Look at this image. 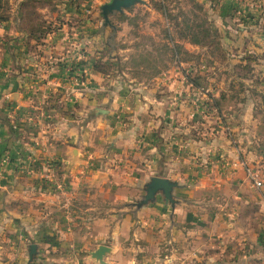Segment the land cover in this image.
<instances>
[{"label": "crops", "instance_id": "1", "mask_svg": "<svg viewBox=\"0 0 264 264\" xmlns=\"http://www.w3.org/2000/svg\"><path fill=\"white\" fill-rule=\"evenodd\" d=\"M41 1L11 0L0 22V156L11 158L0 168V264H28L31 245L30 264H264V227L239 225L236 204L257 195L224 117H236L229 101L177 100L171 91L183 86L133 84L105 62L117 15L98 20L104 0H51L54 14L30 6ZM32 15L41 28L58 24L56 35H30ZM210 103L217 126L207 129ZM27 160L31 171L15 165ZM51 160L57 198L44 183ZM151 177L178 184L173 206L160 195L134 206ZM99 246L109 249L102 263L92 258Z\"/></svg>", "mask_w": 264, "mask_h": 264}, {"label": "rangeland", "instance_id": "2", "mask_svg": "<svg viewBox=\"0 0 264 264\" xmlns=\"http://www.w3.org/2000/svg\"><path fill=\"white\" fill-rule=\"evenodd\" d=\"M5 1L7 9L0 11V15L3 13L4 17L9 19L12 3L11 0ZM142 1L143 4L148 2L150 9L155 12L152 13L141 4L133 6L134 9L127 12L128 20L126 22L131 24L127 25L129 28L126 29L127 31L118 26L123 22L118 16H114L112 19L113 23L117 25L115 37L118 39H116L117 47L112 51L115 60L112 63L115 62L117 65L112 66L118 72L125 73L127 79L131 80L133 84H147L154 77H158L160 78L158 82L160 80L161 83L170 84L173 88L175 85L183 86L184 88L181 87L178 92L171 91L173 96L177 94V100L212 102L214 97H222L229 101L226 112H231L236 117L232 118V115L228 116L225 113L224 117L228 118L226 123H229V126L237 129L235 134L241 144L239 152L245 171L244 178L252 186L248 177V172L251 171L261 182V187L253 191L257 198H245L240 206L236 204V209L241 215L239 225L242 228L254 225L264 227V107L260 99V95L264 94V0H207L205 3L201 0H166L165 4L169 12L167 18L155 8L154 1L160 0ZM104 2L107 3L109 0H104ZM30 6L45 8L49 14H54L57 11L51 0L30 3ZM86 11L85 8V13H87ZM94 11L99 17L98 20H101L100 8ZM31 21V28H38L39 17L33 16ZM55 21L60 23L64 21L66 27L71 25L69 19L61 16ZM186 22L190 24L191 22L194 24L204 23L202 29L210 28L212 33L208 37L203 36V38L207 37L204 45H194L188 41L187 29H185L188 23ZM164 23H168L170 28V39L177 40L176 44L167 43L173 53L161 49V46L166 42ZM57 26L58 24L49 28L42 35H56ZM123 38L130 39V42H124ZM74 43L71 42L70 45L76 46ZM153 44L157 46L156 50H154L156 46L154 47ZM46 46V52H48L50 45ZM98 46L100 48L101 44ZM175 46L178 47V52ZM100 49L101 53L105 52L107 57L105 62H111L112 59L106 55V47ZM97 67L105 72L110 68L106 63H99ZM168 68H170V73L158 75L159 72ZM78 75L80 76L77 73L75 78ZM251 106L252 110H249ZM214 109L212 103L201 108L203 110L201 114L208 119L207 129L213 125L217 126V120L213 118L215 117L213 115L217 114ZM247 110L252 113H248L252 118L251 124L248 123L249 119L245 120L247 114L244 113ZM96 114L103 115L105 110L99 108L96 110ZM239 116L240 118H238ZM220 122L229 128L226 123ZM239 127H241V132ZM10 128L15 129L14 125ZM28 160L26 162L15 161L17 163L15 165L17 168L19 167V170L30 169L29 171H31L30 166L27 165ZM10 163L9 154L3 153L0 156V168ZM49 165L53 168L49 169ZM46 168L47 175L44 183H49L46 185L49 188L48 194L57 198L61 186L59 189V186L56 185L59 182L54 177V172L57 169L56 162L48 161ZM143 196L144 191L140 193L134 204L142 200ZM161 198L163 197L161 196ZM229 205L232 206V204Z\"/></svg>", "mask_w": 264, "mask_h": 264}, {"label": "water", "instance_id": "3", "mask_svg": "<svg viewBox=\"0 0 264 264\" xmlns=\"http://www.w3.org/2000/svg\"><path fill=\"white\" fill-rule=\"evenodd\" d=\"M142 0H109V2L100 6V17L102 18L104 24H109V16L113 13H123L125 10L137 5L143 4ZM178 184L176 182L170 181L168 179L151 177L149 181L145 184L143 191L144 196L142 200L135 203L136 208L151 203L155 201L157 195H161L166 204L173 206L175 201L173 199V189L177 188ZM108 248L105 246H99L97 250L92 254V258L98 262L102 263V257L108 252ZM36 254V246H29V263L33 261Z\"/></svg>", "mask_w": 264, "mask_h": 264}, {"label": "trees", "instance_id": "4", "mask_svg": "<svg viewBox=\"0 0 264 264\" xmlns=\"http://www.w3.org/2000/svg\"><path fill=\"white\" fill-rule=\"evenodd\" d=\"M166 0H163V1H154V5H155V8L160 11L163 16H165L166 18L168 17V8L165 4ZM132 8H129L128 10H126L127 12H130L132 11ZM5 9H7V2L5 0H0V11L2 12L3 10L5 11ZM117 15L121 21H123L122 23H127L126 20H128L126 17L127 15L124 14V13H113L111 16L113 15ZM5 14H1L0 15V22L2 21H6V19H8V17H4ZM33 16V15H32ZM110 16V17H111ZM188 23V25L185 26V29H187V37H188V41L191 43V44H194V45H204L205 44V39L212 33V31L210 30V28L208 29L205 28V29H202V24H194L193 22H191V24L189 22H186ZM128 25H131L129 22L127 23ZM30 28V35H39L40 33H45L47 32V30H49V28H51V26L48 24H46V26H44L43 28H41V25L38 24V28ZM110 35L107 39V43H106V49H107V54L109 56V59H114L113 55H112V51H114L117 47V41H115L114 37H115V31H116V27H110ZM165 32V39L167 40V38H170L168 37L169 36V31H168V28L167 30H164ZM42 33V34H43ZM203 36H207L205 38H203ZM154 45V44H153ZM156 45H154L155 47ZM176 47V46H175ZM178 47H176V50L178 52ZM157 49V46L154 50ZM161 49L162 51H165V52H168L170 51L169 49V46L167 45V42H165V44H163L161 46ZM175 50V48H174ZM175 50V51H176ZM172 53H173V50L171 49ZM170 51V52H171ZM260 99H261V104L262 106L264 107V94L260 95Z\"/></svg>", "mask_w": 264, "mask_h": 264}, {"label": "built area", "instance_id": "5", "mask_svg": "<svg viewBox=\"0 0 264 264\" xmlns=\"http://www.w3.org/2000/svg\"><path fill=\"white\" fill-rule=\"evenodd\" d=\"M48 168L51 169L53 167L51 165H49ZM248 177H249V179L251 181V184H252V187L254 189H259L261 187V182L259 180H257L256 175L253 174V172L249 171L248 172Z\"/></svg>", "mask_w": 264, "mask_h": 264}]
</instances>
